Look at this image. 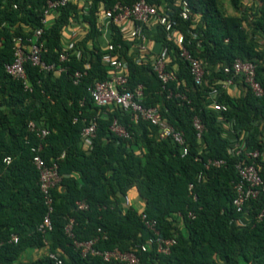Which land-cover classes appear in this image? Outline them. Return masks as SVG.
I'll use <instances>...</instances> for the list:
<instances>
[{
	"label": "trees",
	"instance_id": "1",
	"mask_svg": "<svg viewBox=\"0 0 264 264\" xmlns=\"http://www.w3.org/2000/svg\"><path fill=\"white\" fill-rule=\"evenodd\" d=\"M133 1L69 0L56 8L44 27L40 56L44 64L55 68L26 61L25 88L22 79L5 71L4 64L13 59L14 38L30 35L41 26L47 0H0V264H14L28 248L44 246L48 252H57L63 264H110L100 256H82L74 241L96 238V249L128 250L152 234L141 214L156 221L161 236L175 235V243L168 253L138 251L140 264H264V219L255 218L264 210V190L246 202L247 217L234 205L238 160L252 162L264 182V0H252L253 11L243 0H229L234 14L221 9L219 0H188V19L178 15L176 0H147L168 8L175 33L183 35L184 46L202 65L199 83L180 56L173 34L161 25L146 26L145 33L159 50L167 47L165 69L172 78L164 87L150 62L138 61L139 56L129 52L134 42L110 23V39L120 43L118 55L127 65L126 87L141 84L140 103L156 106L169 124L183 132L184 155L182 145L161 139L158 127L149 120L135 121L130 111L116 105L99 107L90 95L93 84L108 76L98 42L101 13L116 2ZM72 23L83 25L84 31L66 47L64 35ZM64 48L66 59L60 60ZM236 58L255 64L260 95L242 76L224 72V66ZM76 70L84 72L77 83ZM227 79L240 87V94L222 87ZM212 97L225 109L214 110ZM195 116L203 125L200 140L193 126ZM92 118L95 135L85 148L81 131ZM114 119L127 136L110 128ZM30 121L48 133L38 136L29 129ZM232 137L245 141L238 155L229 151ZM39 143L38 154L47 164L55 163L61 176L51 189L52 229L46 233L37 230L47 212L32 161V147ZM249 150H257L258 155L247 158ZM208 159L224 162L205 168ZM189 183H193L195 199L188 191ZM132 189L141 207L122 205V196ZM77 201L85 202L87 208L77 209ZM69 218L74 221L72 236L64 231ZM48 252L27 264H53Z\"/></svg>",
	"mask_w": 264,
	"mask_h": 264
},
{
	"label": "built area",
	"instance_id": "2",
	"mask_svg": "<svg viewBox=\"0 0 264 264\" xmlns=\"http://www.w3.org/2000/svg\"><path fill=\"white\" fill-rule=\"evenodd\" d=\"M69 0H47L46 7L43 10L40 22L41 26L35 28L30 35L17 36L14 38L13 46V59L11 62L4 64L5 71L13 78L22 79L25 83V88H28L26 83V73L24 70V63L30 61L34 65H38L44 69H54L55 65L44 64L41 59V52L43 50V41L41 40L44 27L47 26L53 15V11L65 5ZM176 4L179 5L178 15L183 19H188L191 13V6L188 0H176ZM168 9L164 4L157 6L148 2L147 0H135L132 3L116 2L109 10H105L101 13L102 27L104 22L110 24L115 23L121 26L125 22H130V26L125 31L123 36L127 41L136 43L139 50L144 51L146 49L147 35L145 33L146 26L161 25L167 32L173 34L177 44L180 47V56L187 61L191 74L194 80L201 82L204 74V70L200 61L191 55V53L184 46V38L180 33H175L173 24L169 20L166 13ZM72 26L68 27L71 28ZM70 42V41H69ZM65 46H68V43ZM121 47L120 43H114L109 39L102 47L101 62L108 69V76L103 80L96 81L90 89V95L95 105L99 107L116 105L124 111H130L133 119L149 120L152 124L158 127V135L161 139L171 138L176 143L182 145V155L187 153V147L185 145V139L183 132L176 129L169 124L162 116L159 109L156 106H144L140 103L142 97V85L138 84L133 89L126 87L127 83V65L125 61L118 55V49ZM66 48L60 53V60L66 59ZM167 47H162L151 59L150 62L152 70L156 73L162 87L165 86L171 78L172 74L165 69L167 61ZM143 57H137V60H144ZM62 67L56 69L60 72ZM224 72H233L243 77L245 83L256 95L262 93V87L255 79V64L249 60H241L236 58L230 65H226L223 68ZM84 72L76 70L73 74L74 82L77 83ZM235 83L231 79L223 81L222 87L227 85H234ZM214 97V96H213ZM211 98V107L214 110L221 111L225 109V105L217 103L214 98ZM95 118L90 119L81 131V143L83 147L88 148L91 145L92 139L95 135ZM193 126L196 130V136L200 140L203 125L198 117L193 118ZM28 127L31 131H35L38 136L44 137L48 130L45 127H36L35 123L30 121ZM110 128L118 135L127 136V132L121 127L114 119ZM231 146L229 151L236 155L243 152L246 147L243 137L230 139ZM42 145L39 143L37 146L32 147L33 164L39 173V186L43 193L44 202L47 207V212L44 215L42 221L38 224L37 230L41 233H46L52 229V223L50 219V213L53 210L52 207V194L51 189L59 184L61 176L57 171V165L47 164L42 157L38 154ZM258 155L257 150H249L245 153L247 158H254ZM9 157H6L4 161L8 163ZM224 161L222 159H208L204 164L205 168L209 165H220ZM239 175V181L235 183V200L234 205L238 212L244 213L247 217V210L244 209L246 202L250 198H255L260 190H264V182L258 173L255 165L252 162H247L244 158L238 160L235 164ZM202 174L199 173L197 179L199 180ZM193 183L188 184V191L195 199V194H192ZM77 209L84 210L87 208V204L83 201L76 202ZM122 205L130 206L131 197L129 194L122 196ZM176 216L180 218V213L176 212ZM188 216L192 217L193 214L188 212ZM257 220L264 219V210H261L256 214ZM141 219L144 225L152 232L150 236L143 243L135 244L128 250H121L117 247L113 249L99 250L94 247L96 238H91L86 241H74V246L79 250L82 256L96 255L100 256L105 262L110 264H140V259L137 254L138 251H146L148 249H154L157 253H168L170 247L175 243V235L171 237H163L159 234V230L156 226L154 219H149L145 214H141ZM243 221V220H242ZM73 219L69 218L64 226V231L68 236H72ZM11 240L17 241V237L12 235ZM48 257L52 260L53 264H63V260L57 252L49 251Z\"/></svg>",
	"mask_w": 264,
	"mask_h": 264
},
{
	"label": "crops",
	"instance_id": "3",
	"mask_svg": "<svg viewBox=\"0 0 264 264\" xmlns=\"http://www.w3.org/2000/svg\"><path fill=\"white\" fill-rule=\"evenodd\" d=\"M244 6L248 9H251V11H253V6H254V2L252 0H243ZM219 7L221 9H223L226 13L229 14H234L236 13L235 10L232 8L229 0H219ZM109 25L108 23H106V21L104 22L103 28H102V33L101 35L98 37V42L100 44V46H104L106 44V42L110 39V35H109ZM71 28H67L65 35H64V42L67 43L69 41H72V39H75L77 36L80 35L81 32L84 31V26L83 25H79L76 23H72ZM130 26V22H125L124 24H122L120 27L123 36L125 35V31L126 29H128ZM129 42V41H128ZM159 48L158 45L152 41V40H148L146 42V49L144 51H141L138 49V47L136 46V43L132 44L129 52L130 53H134L137 54V56L139 57H143L145 58L144 60H148L151 59L157 52H158ZM227 92L233 93V94H240V87L237 84L234 85H227L225 86V88ZM129 195L131 197V203L132 200L135 199V205L138 207H141V201L138 199L137 197V192L135 189H132L129 192ZM137 198V200H136ZM48 249L47 246L41 247V248H28L23 255L14 262V264H27L28 261L35 259L36 257L40 256L41 254L47 253Z\"/></svg>",
	"mask_w": 264,
	"mask_h": 264
},
{
	"label": "rangeland",
	"instance_id": "4",
	"mask_svg": "<svg viewBox=\"0 0 264 264\" xmlns=\"http://www.w3.org/2000/svg\"><path fill=\"white\" fill-rule=\"evenodd\" d=\"M136 200H137V198H136ZM132 203L135 204V199L132 200Z\"/></svg>",
	"mask_w": 264,
	"mask_h": 264
}]
</instances>
